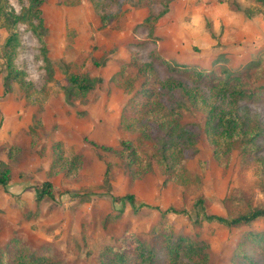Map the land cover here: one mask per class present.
<instances>
[{"label":"rangeland","instance_id":"374dc122","mask_svg":"<svg viewBox=\"0 0 264 264\" xmlns=\"http://www.w3.org/2000/svg\"><path fill=\"white\" fill-rule=\"evenodd\" d=\"M43 1L46 42L55 81L48 82L51 96L42 112L26 102L17 84L5 96L0 75V159L11 166L13 173L10 185L0 188V247L17 239L25 248L45 249L62 264H99L101 248L126 226L147 239L151 227L161 217L158 211L145 207L134 212L130 204L120 200L125 195L132 194L137 202L162 211L183 205L181 188L165 186V178L156 166L152 175L131 184L127 168L116 155L124 141L150 151L147 146H139L137 134L120 127L121 110L128 96L115 87L111 78L121 61H129L131 53L138 51L141 62H150L151 53H156L171 64L196 62L205 69L216 66L232 72L261 61L260 72L264 74V15L248 20L243 14L232 12L227 3L176 0L150 37L148 30L139 26L150 11L130 6L125 0H96L101 4L100 13L110 20L107 26H103L89 0ZM9 3L20 13L29 0ZM164 10L160 4L154 7L155 14ZM19 34L21 46L15 63L41 90L47 85V75L40 44L25 24L19 26ZM5 37L6 31L1 30L0 41ZM141 43L145 45L138 48ZM221 57V65L214 64ZM155 66L159 76L166 77V72L158 64ZM66 70L89 75L95 83L93 91L85 96L74 93L71 98L64 95L60 86L67 84ZM258 74L252 73L255 79ZM181 81L189 89L194 88L191 81ZM200 90L210 105L226 108L225 101L211 97L204 87ZM241 105L261 124L258 155L264 159V104ZM184 122L196 127L198 154L189 167L198 173L204 169L209 212L225 216L224 201L237 186L239 153H235L232 167L224 177L205 132V114L186 110ZM59 141L83 157L82 170L75 178L49 175L52 145ZM109 165L110 180L106 183ZM247 168H251L250 163ZM44 181L53 184L55 199L38 203L35 187ZM17 197L26 201L28 209L37 211L36 217L29 218L26 209H20ZM167 219L177 233L195 237L185 217L168 215ZM249 229L264 232V219L243 229L206 225L201 240L209 245L210 264H231L236 245ZM75 245L79 247L77 251Z\"/></svg>","mask_w":264,"mask_h":264},{"label":"trees","instance_id":"16d2710c","mask_svg":"<svg viewBox=\"0 0 264 264\" xmlns=\"http://www.w3.org/2000/svg\"><path fill=\"white\" fill-rule=\"evenodd\" d=\"M175 1L125 0L130 6L150 11L149 16L139 25L148 30L150 37L154 36L157 23ZM215 1L227 3L232 12L241 13L248 20L264 15V0ZM43 2L29 0L28 6L18 13L11 7L9 0H0V31H6V37L0 41L3 94L9 95L14 84H17L26 102L37 107L38 113L42 112L50 100L52 87L48 82L55 81V71L46 42L48 30L43 17ZM89 2L101 18L103 26H107L110 20L100 13L101 4L96 0ZM157 4L165 8L161 14L154 12ZM113 17L116 18V15ZM21 24L29 27L40 44L47 75V85L41 90L27 79L26 74L15 63L21 46ZM144 45L145 43H141L138 48ZM213 62L220 66L223 58ZM155 64L168 76H159ZM261 67V61H255L234 72L216 66L205 69L196 62L171 64L156 53H151L150 62H141L138 51L131 53L129 61H121L119 70L111 78L115 87L128 96L121 110L120 127L127 133L137 134L139 146H147L150 151L124 141L121 143L122 150L116 155L127 168L131 184L152 175L156 166L165 178V186L173 184L181 188L183 205L179 209L171 206L162 211L158 207L137 202L132 194L125 195L120 200L130 204L134 212L145 207L158 211L161 217L151 227L147 239L126 226L101 248L99 264H210L209 245L201 240L206 225L243 229L264 219V159L258 155L263 129L259 120L247 114L241 105L243 102L264 104V74L260 72ZM258 72L255 79L252 73ZM65 75L67 84L60 86V90L68 98L74 93L85 96L95 88L93 79L87 74L66 70ZM181 79L191 81L194 88L189 89ZM200 87L206 88L211 97L225 101L226 108L218 109L210 105ZM186 110L205 114V132L208 134L213 158L224 177L232 167L235 153H239L237 186L224 201L227 211L225 216L209 212L210 202L204 192V169L198 173L189 167L198 150L195 147L196 127L184 122ZM52 151L50 176L75 178L82 170L83 157L80 153L66 149L61 141L52 145ZM249 163L250 169L247 168ZM109 175L110 165L105 174L106 183L110 180ZM12 178L11 166L0 159V188L6 189ZM35 194L38 203L55 199L54 186L50 181L39 183L35 187ZM16 201L20 209H26L25 213L29 218L36 217L37 211L28 209L22 197H17ZM168 215L185 217L195 237L177 233L175 225L167 219ZM78 248L75 245L74 250L77 251ZM230 262L264 264V232L255 233L251 229L244 231ZM0 264L62 262L43 248L28 249L21 246L17 239H12L0 247Z\"/></svg>","mask_w":264,"mask_h":264}]
</instances>
